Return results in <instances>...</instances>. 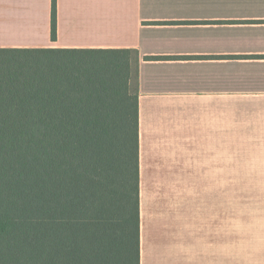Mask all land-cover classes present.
Returning <instances> with one entry per match:
<instances>
[{"label":"crops","instance_id":"0c3cea01","mask_svg":"<svg viewBox=\"0 0 264 264\" xmlns=\"http://www.w3.org/2000/svg\"><path fill=\"white\" fill-rule=\"evenodd\" d=\"M0 47L133 51L139 264H264V0H0Z\"/></svg>","mask_w":264,"mask_h":264},{"label":"trees","instance_id":"16d2710c","mask_svg":"<svg viewBox=\"0 0 264 264\" xmlns=\"http://www.w3.org/2000/svg\"><path fill=\"white\" fill-rule=\"evenodd\" d=\"M132 55L0 47V264H139Z\"/></svg>","mask_w":264,"mask_h":264},{"label":"rangeland","instance_id":"374dc122","mask_svg":"<svg viewBox=\"0 0 264 264\" xmlns=\"http://www.w3.org/2000/svg\"><path fill=\"white\" fill-rule=\"evenodd\" d=\"M11 41H16L20 43H26V42H32V41H42L41 39H28V38H16V39H11Z\"/></svg>","mask_w":264,"mask_h":264}]
</instances>
